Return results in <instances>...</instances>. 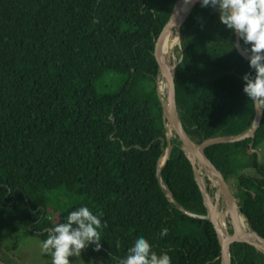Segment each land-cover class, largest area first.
I'll return each instance as SVG.
<instances>
[{
	"label": "trees",
	"instance_id": "16d2710c",
	"mask_svg": "<svg viewBox=\"0 0 264 264\" xmlns=\"http://www.w3.org/2000/svg\"><path fill=\"white\" fill-rule=\"evenodd\" d=\"M176 2L0 0V232L23 229L45 240L84 205L106 224L99 249L81 250L84 264H119L137 236L167 252L171 264H220L212 223L183 214L156 175L165 120L154 40ZM180 35L175 83L190 138L199 144L246 131L255 106L242 76L254 70L235 34L218 10L198 3ZM174 142L164 185L187 210L206 214L194 170ZM251 142L218 143L205 153L264 238V115L253 139L261 159ZM64 195L69 205L58 200ZM235 264H264V254L237 244Z\"/></svg>",
	"mask_w": 264,
	"mask_h": 264
},
{
	"label": "water",
	"instance_id": "95a60500",
	"mask_svg": "<svg viewBox=\"0 0 264 264\" xmlns=\"http://www.w3.org/2000/svg\"><path fill=\"white\" fill-rule=\"evenodd\" d=\"M197 4L198 0H193V2L189 5H184L183 0H177L168 22L154 40L153 56L155 65L159 73V77H161L164 81L167 90V99L165 100L160 92L161 89L157 88L163 107L165 135L158 138L161 141L162 154L158 162L156 175L163 193L176 208L189 217L206 219L212 223L221 248L220 264H235V251L237 244L253 246L264 254V238L258 234V232L253 228L247 215L242 212L226 176L208 158L205 153V149L208 146L218 143H232L252 139V142L250 143L252 151H256L259 159H261L260 151L253 149V139L255 138L257 130L263 120L264 109L257 110L255 108V118L252 125L240 134L209 137L197 144L186 132L181 121V101L175 83L177 64L172 65L170 64V61L165 63L162 60L160 49L165 37L173 30H177L178 37L180 36L181 26ZM235 47L240 56L248 61L249 54L244 51L241 40L236 34ZM173 135H175V138L179 140L180 147L184 152L188 163L194 170L195 179L198 183L204 204L207 208L206 214H198L187 210L176 199L172 191L164 185L162 172L175 145V142L172 139ZM151 146L152 144L150 147ZM206 177H208L211 181L215 180L217 183L213 194H211L207 189ZM224 214L229 218L230 230L227 226L226 217L224 222L222 221L221 217L222 215L224 216ZM242 217L249 226L250 236L247 239L241 238ZM87 246L81 250H85Z\"/></svg>",
	"mask_w": 264,
	"mask_h": 264
},
{
	"label": "clouds",
	"instance_id": "9594fccd",
	"mask_svg": "<svg viewBox=\"0 0 264 264\" xmlns=\"http://www.w3.org/2000/svg\"><path fill=\"white\" fill-rule=\"evenodd\" d=\"M192 2L183 0L184 5ZM198 3L200 7L218 10L220 23L247 46L244 51L249 54L248 65L254 74H243L242 90L257 110L264 109V0H198ZM103 227L106 224H102L101 216L81 205L69 211L64 222L48 230L41 249L50 256V264H72L69 257H79L85 246L94 244L99 249ZM159 235L166 236L167 228H162ZM119 264H171V258L167 252L157 254L148 239L137 236Z\"/></svg>",
	"mask_w": 264,
	"mask_h": 264
},
{
	"label": "rangeland",
	"instance_id": "374dc122",
	"mask_svg": "<svg viewBox=\"0 0 264 264\" xmlns=\"http://www.w3.org/2000/svg\"><path fill=\"white\" fill-rule=\"evenodd\" d=\"M175 34L178 36L177 31ZM186 38V35H184ZM177 44V45H176ZM175 44L173 52L171 53L170 64H178L181 56V35L179 36L178 42ZM157 88H160V92L164 99H167V90L164 81L161 77L157 78ZM173 141L175 135L172 136ZM260 151V150H259ZM261 153V152H260ZM262 156L264 157V142L262 144ZM255 170L251 169L250 174L255 175ZM38 175H35L37 177ZM207 180V179H206ZM211 186L215 188L217 185L216 181H211ZM214 185H213V184ZM213 194V193H212ZM71 199H75L74 195H71ZM61 204L63 201L68 202V196L64 195L58 198ZM71 203V202H70ZM66 203L65 205H69ZM227 226L230 230L229 218L226 217ZM246 221H243L245 223ZM249 228V226H248ZM43 240L35 234L27 233L23 229L17 232L6 230L0 232V264H50V256L45 254L41 249ZM72 264H84V259L80 253L79 257H69Z\"/></svg>",
	"mask_w": 264,
	"mask_h": 264
},
{
	"label": "bare ground",
	"instance_id": "6f19581e",
	"mask_svg": "<svg viewBox=\"0 0 264 264\" xmlns=\"http://www.w3.org/2000/svg\"><path fill=\"white\" fill-rule=\"evenodd\" d=\"M176 31L177 30H173L172 32H170L165 37V40H164L163 44L161 45L160 53H161V56H162V60L165 63H168V61H170L171 53L173 52L174 47H176L175 44L178 42L179 37L175 34ZM225 217H226L225 214H224V216L222 215V217H221L223 222L225 220ZM243 221H245V220L242 217V224H241L242 232H241V238L247 239L250 236V234H249V228H248L247 223L246 222L243 223Z\"/></svg>",
	"mask_w": 264,
	"mask_h": 264
},
{
	"label": "flooded vegetation",
	"instance_id": "af4514ba",
	"mask_svg": "<svg viewBox=\"0 0 264 264\" xmlns=\"http://www.w3.org/2000/svg\"><path fill=\"white\" fill-rule=\"evenodd\" d=\"M230 226V225H229Z\"/></svg>",
	"mask_w": 264,
	"mask_h": 264
}]
</instances>
